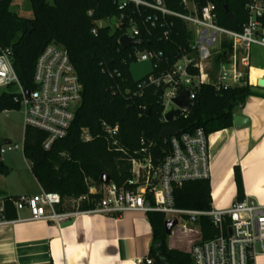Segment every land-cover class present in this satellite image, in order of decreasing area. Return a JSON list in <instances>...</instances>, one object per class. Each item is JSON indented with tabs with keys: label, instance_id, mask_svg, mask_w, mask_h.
Masks as SVG:
<instances>
[{
	"label": "trees",
	"instance_id": "1",
	"mask_svg": "<svg viewBox=\"0 0 264 264\" xmlns=\"http://www.w3.org/2000/svg\"><path fill=\"white\" fill-rule=\"evenodd\" d=\"M12 0H0V52L10 51V62L25 91H32L35 64L43 50L51 43L64 49L81 84V102L65 138L55 141L49 150L43 149L45 134L33 128L23 132V156L30 171L44 192L55 193L62 200L65 211H74L72 203L81 197L78 211L94 207L101 196L88 195V186L101 187L100 177L108 176L109 183L121 187L131 177L130 161L139 157L140 140L154 144V158L163 159L167 150L165 140L159 138L163 128L179 134H193L201 129L206 136L232 127V118L246 99L253 95L251 86L216 90L201 86L187 114L177 115L170 123L162 121V107H146L144 99L153 89H138L147 75L134 81L130 67L136 63V52H161L163 57L153 64L151 73L167 71L182 51L189 52L192 34L182 21L166 18L168 26L143 33L140 44L127 49L119 45L122 32L105 26L91 31L96 22L118 17L116 4L111 0H29L33 18L18 17L10 11ZM167 9L183 13L180 0H163ZM199 7L214 5L218 26L240 33L247 23L246 5L251 0H196ZM91 16H88V13ZM222 55L214 58V64ZM14 88L0 93V115L18 111L13 101ZM147 110L150 111L147 114ZM103 124L118 126V147H111L105 137ZM88 137L86 139L85 137ZM0 145V149H1ZM10 170L0 157V175ZM236 201L244 199L239 169L234 173ZM174 207L180 210L209 212L211 210L209 180H198L173 187ZM3 200V221L16 220L13 201ZM60 208V207H59ZM152 230L148 258L152 264H191L189 253L170 249L164 233L166 217L148 213ZM201 242L215 237V230L207 217H200Z\"/></svg>",
	"mask_w": 264,
	"mask_h": 264
},
{
	"label": "built area",
	"instance_id": "2",
	"mask_svg": "<svg viewBox=\"0 0 264 264\" xmlns=\"http://www.w3.org/2000/svg\"><path fill=\"white\" fill-rule=\"evenodd\" d=\"M111 1L120 11L119 16L96 22L92 35L97 34L98 28L109 26L120 30L123 26L121 36L140 41L148 30L168 26L165 21L168 17L182 21L192 34L189 52L182 51L167 71L147 75L138 86L140 90L153 89V94L162 92L163 122L168 112L178 109L174 100L184 89L189 92L191 108L195 91L201 86L221 90L251 85V48L264 49V0H251L246 5L248 19L240 33L218 26L214 5L199 7L196 0H180L183 13L170 11L163 0ZM88 16H91L90 12ZM221 55L222 60L215 65L214 58ZM135 56L136 62H150L152 68L163 57L161 52L155 51L136 52ZM33 85L32 91L23 89L12 68L10 51H1L0 90L14 88L13 101L22 110L24 129L33 128L45 134L43 149L49 150L55 141L67 136L81 102L82 87L64 49L51 43L43 50L35 64ZM187 113L179 112L181 115ZM103 129L107 143L117 149L118 126L103 124ZM85 138L88 139L87 135ZM207 139L201 129L193 134L163 139L167 150H162L165 157L159 160L153 155L154 144L140 140L136 152L139 157L130 161L131 177L121 187L110 183L99 188L88 186V195L99 194L101 198L86 212L107 216L126 212L161 213L166 220L172 217L178 224L177 217H187L194 224L200 217H207L216 232L215 237L191 245L188 252L191 264H264V203L243 199L225 210L211 208L209 212L174 207L173 187L209 180ZM17 150V145H3L0 157ZM85 200L87 196L73 201L74 211L60 212L62 200L59 195L42 191L37 195L18 197L12 204L16 212H28L27 221L59 226L75 216L79 212V203ZM2 211L3 206L0 214ZM182 228L185 231V227ZM140 264H152V261L146 257Z\"/></svg>",
	"mask_w": 264,
	"mask_h": 264
},
{
	"label": "crops",
	"instance_id": "3",
	"mask_svg": "<svg viewBox=\"0 0 264 264\" xmlns=\"http://www.w3.org/2000/svg\"><path fill=\"white\" fill-rule=\"evenodd\" d=\"M250 86L253 95L234 114L247 122L239 127L232 123L231 128L208 135L212 209L225 210L236 201V169L244 200L264 203V89ZM2 141L11 144L9 139ZM23 159L32 186L0 185V207L5 198L43 191ZM63 207L58 210L64 212ZM28 217L27 211H21L16 212V220L3 221L0 214V264H140L148 257L152 230L146 214L107 216L79 211L59 226L27 221ZM170 249L180 250L172 245Z\"/></svg>",
	"mask_w": 264,
	"mask_h": 264
},
{
	"label": "rangeland",
	"instance_id": "4",
	"mask_svg": "<svg viewBox=\"0 0 264 264\" xmlns=\"http://www.w3.org/2000/svg\"><path fill=\"white\" fill-rule=\"evenodd\" d=\"M52 4V0H46ZM10 11L18 17L32 19L33 13L29 0H12ZM250 66L253 68L250 71L251 84H264V71L256 70L255 68L264 69V49L260 47H252L250 51ZM152 71L150 62L137 61L130 67V74L134 81L145 77ZM7 90V89H6ZM2 90H0V93ZM264 93V92H263ZM23 114L22 110L10 111L0 115V141L9 139L11 145H17L19 150L7 153L1 157L4 165L10 170L7 176L0 177V185L7 186H32L31 177L27 165L23 159ZM172 217H168L167 220ZM179 220L178 226L173 230L172 235L167 238V246L171 245L188 253L192 244L201 240L199 227L191 223L187 217H177ZM185 227V231L182 227ZM188 230H191L189 232Z\"/></svg>",
	"mask_w": 264,
	"mask_h": 264
},
{
	"label": "water",
	"instance_id": "5",
	"mask_svg": "<svg viewBox=\"0 0 264 264\" xmlns=\"http://www.w3.org/2000/svg\"><path fill=\"white\" fill-rule=\"evenodd\" d=\"M120 30L123 31L124 27H120ZM141 42L139 40L129 38L126 35H123L119 38V45L122 49H127L130 47H134L136 45H139ZM259 88L264 89V84L262 82H258L257 85ZM162 103V92L159 90L155 92L151 96H147L144 99V106L146 107H159ZM175 106L178 108L177 110H171L164 116L165 123H170L172 119L179 114V112L187 113L190 110V101H189V92L187 89H184L178 98L174 100ZM147 114L150 113L149 110L146 112ZM247 122L246 119L240 117V116H233L232 123L235 127H239L244 125ZM179 135V132L172 128H163L159 133L160 139H167L170 137H174ZM0 145L3 146L4 142L1 140ZM109 177L108 176H101L100 177V184L101 185H107L109 183ZM178 226V221L176 219H170L166 220L164 222V233L167 237H170L173 230Z\"/></svg>",
	"mask_w": 264,
	"mask_h": 264
},
{
	"label": "bare ground",
	"instance_id": "6",
	"mask_svg": "<svg viewBox=\"0 0 264 264\" xmlns=\"http://www.w3.org/2000/svg\"><path fill=\"white\" fill-rule=\"evenodd\" d=\"M263 117V116H262Z\"/></svg>",
	"mask_w": 264,
	"mask_h": 264
}]
</instances>
